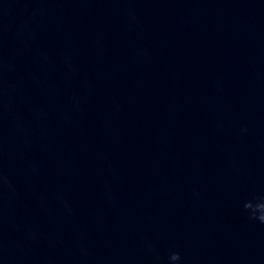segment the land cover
<instances>
[{
	"label": "water",
	"instance_id": "water-1",
	"mask_svg": "<svg viewBox=\"0 0 264 264\" xmlns=\"http://www.w3.org/2000/svg\"><path fill=\"white\" fill-rule=\"evenodd\" d=\"M264 0H0V264H264Z\"/></svg>",
	"mask_w": 264,
	"mask_h": 264
},
{
	"label": "clouds",
	"instance_id": "clouds-1",
	"mask_svg": "<svg viewBox=\"0 0 264 264\" xmlns=\"http://www.w3.org/2000/svg\"><path fill=\"white\" fill-rule=\"evenodd\" d=\"M244 210L250 219L264 223V198H253V200L246 202ZM180 260L181 255L179 252H173L169 256L170 264H179Z\"/></svg>",
	"mask_w": 264,
	"mask_h": 264
}]
</instances>
